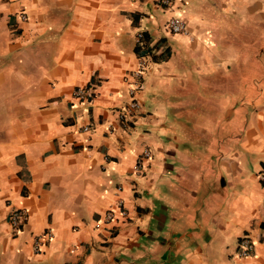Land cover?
<instances>
[{
	"label": "crops",
	"instance_id": "1",
	"mask_svg": "<svg viewBox=\"0 0 264 264\" xmlns=\"http://www.w3.org/2000/svg\"><path fill=\"white\" fill-rule=\"evenodd\" d=\"M261 176L264 0H0V264H264Z\"/></svg>",
	"mask_w": 264,
	"mask_h": 264
},
{
	"label": "built area",
	"instance_id": "2",
	"mask_svg": "<svg viewBox=\"0 0 264 264\" xmlns=\"http://www.w3.org/2000/svg\"><path fill=\"white\" fill-rule=\"evenodd\" d=\"M154 4L160 8H169L174 0H152ZM20 21L25 22L26 21V16L24 13H21L20 15ZM167 29L169 32L173 35H179V34H184L187 32V26L186 23L184 22L183 19L179 17H172L168 20L167 22ZM142 39V34H139L137 36V44L141 43ZM148 65V60L146 58H139L138 59V64L136 67V70L134 71L133 74V83L131 90L129 92V95L131 96V101L126 107V115L130 116L131 118L136 114V112L141 108L140 102L138 98H136V93L139 90L140 87V82L143 78V75L146 71ZM93 96L91 88L84 87V88H77L72 92V97L75 100L78 101H86L87 99L91 98ZM126 118L124 115L120 116V120L122 122L126 121ZM84 131H87V128L83 129ZM150 158V152L148 150H145L142 154V156L138 159L134 171L136 174H139V170L141 169V166L144 161L148 160ZM260 181H264V176L260 177ZM115 207L119 209V216L122 219H125L127 216V212L124 210L123 207V202L122 200H117ZM114 217V212L110 211L106 214V220H111ZM27 218V212L26 210L23 209H16L12 211L11 216L9 218V224L13 228H17L19 226V223L21 221H25ZM42 242L40 240H36L34 242V251L37 253L41 247ZM254 251V244L251 239L249 238H243L239 241L238 243V248H237V256L239 258H250L253 255Z\"/></svg>",
	"mask_w": 264,
	"mask_h": 264
},
{
	"label": "trees",
	"instance_id": "3",
	"mask_svg": "<svg viewBox=\"0 0 264 264\" xmlns=\"http://www.w3.org/2000/svg\"><path fill=\"white\" fill-rule=\"evenodd\" d=\"M134 52L136 54V56L138 58H150L151 61L156 62L157 57L155 56L154 52L152 51L151 48L148 47V45L140 43V44H136V46L134 47ZM163 59L166 60L169 56V51L168 50H164V52L162 53Z\"/></svg>",
	"mask_w": 264,
	"mask_h": 264
},
{
	"label": "rangeland",
	"instance_id": "4",
	"mask_svg": "<svg viewBox=\"0 0 264 264\" xmlns=\"http://www.w3.org/2000/svg\"><path fill=\"white\" fill-rule=\"evenodd\" d=\"M195 121H198V118H196L195 119ZM201 123L202 122V120H199L197 123ZM212 125V124H211ZM211 125H204L203 127L205 128V131H209L210 129H211ZM197 126V128H196V131H197V129H199V128H202V125H196ZM199 146V145H198Z\"/></svg>",
	"mask_w": 264,
	"mask_h": 264
}]
</instances>
